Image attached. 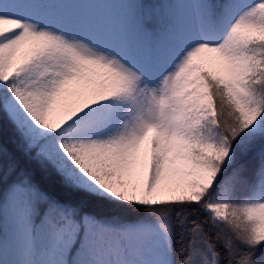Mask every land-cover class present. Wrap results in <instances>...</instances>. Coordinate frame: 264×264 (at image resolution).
<instances>
[{
    "label": "snow or ice",
    "instance_id": "snow-or-ice-1",
    "mask_svg": "<svg viewBox=\"0 0 264 264\" xmlns=\"http://www.w3.org/2000/svg\"><path fill=\"white\" fill-rule=\"evenodd\" d=\"M0 0V264H264V0Z\"/></svg>",
    "mask_w": 264,
    "mask_h": 264
},
{
    "label": "trees",
    "instance_id": "trees-1",
    "mask_svg": "<svg viewBox=\"0 0 264 264\" xmlns=\"http://www.w3.org/2000/svg\"><path fill=\"white\" fill-rule=\"evenodd\" d=\"M74 1L75 0H70V2L67 4L68 10L83 15L98 25L103 26L109 23H114L117 18L119 0H92L96 4L95 8L88 7L83 2H80L75 6V3H73ZM93 13L95 16L91 17ZM101 13L111 14L113 16V21L109 23L100 22L97 17Z\"/></svg>",
    "mask_w": 264,
    "mask_h": 264
},
{
    "label": "rangeland",
    "instance_id": "rangeland-1",
    "mask_svg": "<svg viewBox=\"0 0 264 264\" xmlns=\"http://www.w3.org/2000/svg\"><path fill=\"white\" fill-rule=\"evenodd\" d=\"M77 1H79V0H77ZM84 2H85L86 4H88V5H92V6H94V4L92 3L91 0H84ZM66 7H67V6H66ZM98 18L100 19L101 22H110V21H112V19H113L110 15H106V14H100V15L98 16Z\"/></svg>",
    "mask_w": 264,
    "mask_h": 264
}]
</instances>
